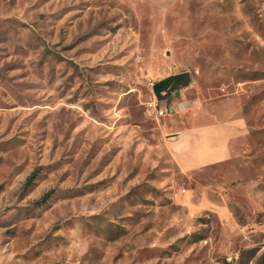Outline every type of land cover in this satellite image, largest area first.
<instances>
[{"label": "rangeland", "instance_id": "rangeland-1", "mask_svg": "<svg viewBox=\"0 0 264 264\" xmlns=\"http://www.w3.org/2000/svg\"><path fill=\"white\" fill-rule=\"evenodd\" d=\"M0 264H264V0H0Z\"/></svg>", "mask_w": 264, "mask_h": 264}, {"label": "crops", "instance_id": "crops-1", "mask_svg": "<svg viewBox=\"0 0 264 264\" xmlns=\"http://www.w3.org/2000/svg\"><path fill=\"white\" fill-rule=\"evenodd\" d=\"M237 127V122L217 121L176 133L169 145L180 169L188 172L229 159Z\"/></svg>", "mask_w": 264, "mask_h": 264}, {"label": "water", "instance_id": "water-1", "mask_svg": "<svg viewBox=\"0 0 264 264\" xmlns=\"http://www.w3.org/2000/svg\"><path fill=\"white\" fill-rule=\"evenodd\" d=\"M189 81L190 75L188 72L173 74L155 82L152 87L153 93L158 101L163 100L166 95L186 86Z\"/></svg>", "mask_w": 264, "mask_h": 264}, {"label": "built area", "instance_id": "built-area-1", "mask_svg": "<svg viewBox=\"0 0 264 264\" xmlns=\"http://www.w3.org/2000/svg\"><path fill=\"white\" fill-rule=\"evenodd\" d=\"M157 103H158V101H156V100L150 101V102H148L147 106L149 109L155 110V109H157Z\"/></svg>", "mask_w": 264, "mask_h": 264}, {"label": "trees", "instance_id": "trees-1", "mask_svg": "<svg viewBox=\"0 0 264 264\" xmlns=\"http://www.w3.org/2000/svg\"><path fill=\"white\" fill-rule=\"evenodd\" d=\"M48 196V194H46L45 196H43V198H45V197H47Z\"/></svg>", "mask_w": 264, "mask_h": 264}]
</instances>
